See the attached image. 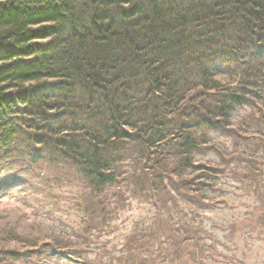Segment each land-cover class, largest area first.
Masks as SVG:
<instances>
[{"label":"trees","instance_id":"16d2710c","mask_svg":"<svg viewBox=\"0 0 264 264\" xmlns=\"http://www.w3.org/2000/svg\"><path fill=\"white\" fill-rule=\"evenodd\" d=\"M248 109L264 115V0H0V196L59 188L103 224L135 202L174 218L185 204L180 247L194 211L233 196L206 159L225 160L218 139L243 138L247 165L262 148L236 122ZM32 242L0 248V264H27Z\"/></svg>","mask_w":264,"mask_h":264},{"label":"rangeland","instance_id":"374dc122","mask_svg":"<svg viewBox=\"0 0 264 264\" xmlns=\"http://www.w3.org/2000/svg\"><path fill=\"white\" fill-rule=\"evenodd\" d=\"M263 117L257 110H240L236 122L239 129L253 124L255 128L252 125L249 130L252 135L256 132L264 137ZM242 139L220 137L218 140L225 143L228 151L224 152L225 160L215 155L206 158L220 165L224 178H232L227 183L233 196L216 201L215 212L194 211L191 221L197 236L193 241H182L186 243L180 247L168 250L170 240L175 237L173 228L186 223L189 209H193L185 204L180 214L174 213L175 219L168 204V212L159 213L135 202L129 209H121L116 220L103 224L99 215L93 218L78 209L80 200L74 193L66 191L65 197L59 188L40 191L34 185L17 187L22 193L15 190L12 195L0 196V248L13 246L26 250L25 246L36 240L27 264H78L65 262L71 259L70 251L78 249L90 250L82 259L88 264H264V202L256 199L264 192V138L261 137L262 148L253 147L248 152L253 160L250 165L239 152L247 145ZM40 170L43 176L48 172L47 167L38 168L37 172ZM13 186L9 184L8 189ZM144 229L151 230L142 234ZM211 238L218 239V246H211L208 241ZM47 241L62 243L56 248ZM143 241L146 247L138 249ZM177 250L182 251L177 253L182 260L170 263Z\"/></svg>","mask_w":264,"mask_h":264}]
</instances>
